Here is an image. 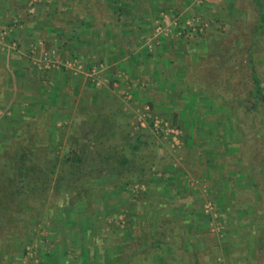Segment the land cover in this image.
I'll return each mask as SVG.
<instances>
[{"label": "rangeland", "instance_id": "374dc122", "mask_svg": "<svg viewBox=\"0 0 264 264\" xmlns=\"http://www.w3.org/2000/svg\"><path fill=\"white\" fill-rule=\"evenodd\" d=\"M20 1L0 21V60L22 50L24 25L37 26V38L27 53L33 69L19 76L30 83L0 102V178L29 142L44 172L59 157L55 183L73 150L95 149L100 123L84 122L106 115L119 125L111 143H147L121 178L87 186L75 215L60 214L67 203L54 189L21 217L0 203V264H264V104L249 113L238 104L249 99L253 50L264 85L255 0H94L104 8L91 17L112 19L89 30L100 40L85 39L79 13L51 25L64 0ZM73 1L86 10L87 0ZM47 47L59 57L48 68L38 64ZM154 117L176 138L157 131ZM115 204L120 211L107 214Z\"/></svg>", "mask_w": 264, "mask_h": 264}, {"label": "trees", "instance_id": "16d2710c", "mask_svg": "<svg viewBox=\"0 0 264 264\" xmlns=\"http://www.w3.org/2000/svg\"><path fill=\"white\" fill-rule=\"evenodd\" d=\"M255 2L260 7L259 32L257 35V38H260L264 29V3L261 0H255ZM253 52L254 50L250 52L251 54L248 58V66L251 68L250 79L252 86L247 92L249 99L245 100L242 104L240 101L238 102L241 105L239 107L241 108V113L242 109L243 112L249 113L252 110H257L262 103L264 104V85H262L261 78L255 67L254 57L252 56ZM236 117L237 122L242 118L238 114ZM113 118L112 115H106L101 120L84 122L86 130H88V127L92 128L95 122L100 123L96 130L93 129V133L95 132V136L93 137L94 142H96L95 149L91 150L87 144H84L79 149L73 150L71 154L63 159V164L69 166L68 173L58 175L53 184H51L52 180L49 178V174L52 176V174L54 175L56 173L59 157H55L53 163H50L51 165L47 168V173L44 172V169L37 162H34L35 160H32L35 153H32L27 147L29 142L25 146H20L19 151H15V155L11 156V161L8 160L11 162L9 166L10 170H13V174L9 176L2 175L0 178L1 205L9 209L13 215L21 213L19 216L21 217L27 215L30 211H38L41 206H44L42 198L44 197L45 199L46 194L51 189H54L53 194L58 193L65 198L67 203L60 205V207L64 206L60 214L67 217L70 214L75 215L72 209L77 208L81 204V195L85 192V188L87 186H101L102 184L110 185L111 182L105 181L106 179L121 178L129 166H134L138 151L142 145L147 143L141 136L135 139L134 144L128 146L126 143H111V137L116 133V128L119 127ZM124 134L126 136L124 137L125 139L127 137L129 138L128 133ZM244 134L248 135V132ZM143 170L142 167L141 171L143 172ZM42 174L44 175L39 180ZM97 178L99 180L102 179L100 183H96ZM261 191L264 192V188H261ZM119 211L120 208L115 204L110 207L107 214L110 212L118 213ZM160 235L161 238L165 236L164 233H160ZM156 242L165 251L174 254L175 247L173 248V243L163 242L162 239Z\"/></svg>", "mask_w": 264, "mask_h": 264}, {"label": "crops", "instance_id": "0c3cea01", "mask_svg": "<svg viewBox=\"0 0 264 264\" xmlns=\"http://www.w3.org/2000/svg\"><path fill=\"white\" fill-rule=\"evenodd\" d=\"M14 2L16 4H19V5L22 4L20 0H0V21L1 22L6 23V22H8V21H5L6 18H8L10 15H11L10 17H13V16L15 17L16 14L19 13L18 12L19 10H14V5H13ZM86 3H87V7H86V10L84 12L79 11V4H77L73 0H64L62 5L59 6V8L57 5H55L54 10H53L54 16L52 17L51 25L53 22L55 23V20H57V19L60 21H63V23H65V24H68V22H72V21H70V18L73 15H75L76 13H79L80 15L84 16V18H85V19L83 18L80 20L81 23L84 21L83 24L85 26L83 28H85L86 30L83 33L85 34V36H84L85 39L87 36L88 39L90 38V39L100 40L101 36H98V33H99L98 31H97V36H95V35L88 36V35H90L89 30L91 29V27L94 29L96 27L95 25H99L100 20L103 23H105V22L108 23L112 19L107 22L105 20L98 19L99 18L98 15H96V18H94V17L92 18L91 17V16H93L91 14L92 10L95 13L99 14L98 9L100 7L104 8V6L102 3H99V2L96 3V1H94V0L93 1L87 0ZM61 11H62V14L59 15L58 17H55ZM19 16H21V15H19ZM107 18H109V17H107ZM113 18H116L118 20V16L116 13H114V11H113ZM23 27H24V29L23 28L19 29L20 30L19 35H18V31H17V35H16L17 39H20V40L22 39V41L26 42L25 44H23V46H21L22 50H20V51L18 50V52H16V54L12 55L9 58V60H7V63H5L4 59L0 60V102H3V98H6L9 93H11L13 96H15L17 98L16 89L20 88L22 86L23 80L29 81V79L19 78V76H21V74L23 72L26 73V70L28 71L29 68L33 69L32 63H30V61L27 57V53L33 49L32 46L36 42L37 37H34V34L32 32H34L33 30L37 26L34 27V25L29 23L28 26L24 25ZM52 29L53 28H51V30ZM47 30L49 31V29H47ZM30 33H32V34H30ZM112 39H114L113 36H112ZM55 40L59 43L58 38ZM127 40H130V35H129V37H127ZM58 43L56 44L57 47H58ZM115 46L117 48V45H115ZM58 49H59V47H58ZM0 58H1V56H0ZM18 81H20V82H18ZM29 83H30V81H29ZM23 87H24V85H23ZM9 89H10V91H9ZM18 93L23 95V92L20 89H19Z\"/></svg>", "mask_w": 264, "mask_h": 264}, {"label": "built area", "instance_id": "2783aa9c", "mask_svg": "<svg viewBox=\"0 0 264 264\" xmlns=\"http://www.w3.org/2000/svg\"><path fill=\"white\" fill-rule=\"evenodd\" d=\"M59 63V57H58V50L56 47H47L42 51V54L40 56V59H38V64L43 67H51L55 66ZM154 120V128L158 131L160 129L169 132L173 134V138H176V135L178 134V129L170 127L168 122H165L164 120H160L157 117L153 118ZM141 125H145L144 121H140Z\"/></svg>", "mask_w": 264, "mask_h": 264}]
</instances>
